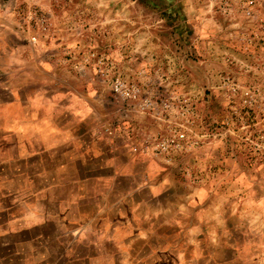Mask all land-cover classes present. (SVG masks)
<instances>
[{
    "label": "crops",
    "instance_id": "1",
    "mask_svg": "<svg viewBox=\"0 0 264 264\" xmlns=\"http://www.w3.org/2000/svg\"><path fill=\"white\" fill-rule=\"evenodd\" d=\"M21 2L47 12L46 33L25 25L16 10ZM150 4L169 13H150ZM67 5L0 0V264L264 261V172L233 157L229 141L213 139L222 128L216 103L224 100L222 75L264 87L256 69L264 61V24L254 20L245 31L244 19L219 22L207 0ZM119 6L126 11L122 27ZM236 29L237 41L230 39ZM34 32L38 39L30 42ZM89 47L161 95L187 79L190 102L211 136L169 162L133 152L118 134L103 137V120H124L141 133L164 123L126 112L94 69L74 70ZM65 51L73 58L65 59ZM63 150H72L65 158L74 159V168L55 174Z\"/></svg>",
    "mask_w": 264,
    "mask_h": 264
},
{
    "label": "built area",
    "instance_id": "2",
    "mask_svg": "<svg viewBox=\"0 0 264 264\" xmlns=\"http://www.w3.org/2000/svg\"><path fill=\"white\" fill-rule=\"evenodd\" d=\"M207 1L208 4H217L219 7L230 6V4H240L242 11L247 17H252L254 15L253 7L256 4V0ZM29 17L32 23L38 24V27L42 31L48 30V14L33 10L29 14ZM37 39L36 34L30 36L32 42H36ZM88 57L94 58L91 65L95 70V74L108 85L112 96L116 100L123 102L126 112H146L152 115L156 120L164 123L163 128L156 132L141 133L137 131L133 132L124 120H103L98 124V133L103 137L113 139L118 134L128 139V145L133 152L146 154L156 159L169 162L176 155L190 152L198 146H201L205 140L204 138L211 136L206 132L198 135V138L189 134L192 128L191 126L195 124L197 110L187 99L172 97L170 95H161L144 89L138 82L116 72L112 62L106 60L105 56L102 54L97 56L94 52H90ZM258 67L260 70L264 71V61ZM219 87L222 89L225 88L227 90V95H235L241 89V84L226 75L221 77ZM246 95V97L242 98L243 103L248 102L251 104V102L257 98L256 95L253 94ZM235 114L240 117V112L238 110L235 111ZM177 116L184 117L185 121H176L175 119ZM256 141L258 142V147L261 148L264 141V133H261L260 136L257 135ZM185 173L191 178L193 177L188 169H185Z\"/></svg>",
    "mask_w": 264,
    "mask_h": 264
},
{
    "label": "rangeland",
    "instance_id": "3",
    "mask_svg": "<svg viewBox=\"0 0 264 264\" xmlns=\"http://www.w3.org/2000/svg\"><path fill=\"white\" fill-rule=\"evenodd\" d=\"M61 2H65V7H67L68 6L67 3L71 2V0H53V3L55 4L58 3L60 5ZM163 7L164 6H157L156 4H153V5L150 4L146 9L150 11V13H154V14L158 12L169 13V10L167 8L166 10H164ZM220 7L217 4L211 5V8H212L211 10L213 11L215 17L219 20V22L222 21V19L226 20V18H230L231 20H235V21L244 19L246 21V24L244 25L245 27H243V30L245 31L252 30L251 24L254 23L253 22L254 20L259 21L262 24H264V20H263L264 19V2L262 0L261 2L260 0H256V4L253 7L254 15L252 17H247L244 14L240 4H230V6L227 5V6H220ZM103 8H105V6H103ZM17 9L20 10L22 18L26 19L25 25L32 28L36 32L35 24L32 23L29 17V14L33 11V9L25 6V4L22 2L17 4L16 10ZM38 12L47 14L45 10L43 11L39 9ZM116 12H118L121 15V17H123L122 20L119 19V24H118L119 27H122V25L125 24L124 15L126 11L124 10V8H121V6H119ZM261 13L263 14V18H261L260 16ZM151 18H154V17H151ZM260 19L262 20L260 21ZM149 21H151V23H154V24H151L152 26L155 25L156 23L155 19H151ZM232 28H236V26H232ZM39 31L46 33V31H42L41 29ZM237 31H239V29H236V32L230 35V39H235L236 41L238 40ZM35 32L33 34H36ZM31 35H29L30 42H32L30 40ZM246 40H247V43H249L248 37L246 38ZM89 43H90L89 46L93 45V42L90 41ZM90 52H94L97 56L102 54L103 56H105L106 60H109V58L105 55L104 52H98L89 47L85 52L80 53L78 56V59H81V60H80V64L77 65L76 69H74L77 73H84L85 72L84 68L86 67H90L93 69L91 63L94 61V58L88 57ZM63 57H65V59L73 58L72 54L68 55L66 51ZM256 69L258 71H261L263 73L262 75H264V71L260 70L258 66L256 67ZM116 72H118L119 74L123 75L126 78L131 79L130 77L127 76V74L120 73L119 71H116ZM249 72H254V71L250 70ZM226 75L238 81L241 84V89L235 95H230V94L227 95L226 93L227 90L225 88L219 89V93H220L219 96L222 95L224 99V100H221V101L219 100L216 102L217 109H221V111L223 110V112L220 111V115L222 114L223 116L222 119L220 118V115H218L219 116L218 120L222 122L221 123L222 128L221 130H219V132L218 131L216 132L215 136H213V139L216 142L222 138L229 141L230 146H231L230 151L231 153H233L232 154L233 157H237L239 155L243 159V162L246 164V167L260 168L262 172H264V141L261 145V148L258 147L257 145L258 142L256 141V136L257 135L260 136L261 133H264V87L262 88L260 85H257L255 83L256 80L254 78L241 79V78L236 77L235 75L234 77L230 73L229 74L224 73L222 76H226ZM186 80L187 79L184 78L182 80L183 83L178 84L175 87L171 86V88H168L169 86H167L168 89L166 93L172 97L179 96V98L181 99H187L188 102L190 103V99H189L190 98L189 97L190 96L189 94L190 85L188 84ZM260 87L263 90L262 94L260 92L262 91ZM201 89L205 90V86H201ZM246 94L256 95L257 98L254 101H252L251 104H249L248 102L243 103L242 98L246 97L247 96ZM194 104L195 103H193V105ZM201 109L203 110V107H201ZM196 110H197L196 121H195V124L191 126L192 128L189 134L190 135L192 134L196 138H198V135L205 132L206 127H205V123L203 122V117L201 114L202 111L200 112L198 108H196ZM237 110L240 112V117H238L237 114H235V111ZM116 120H118V118ZM175 120L179 122H183L185 121V118L177 116ZM119 121H122V120H119ZM162 128H159V129H162ZM200 147L201 146H198L197 148H200ZM59 149L61 148L55 149V152L59 151ZM66 151H71L70 153H73L72 150H63L61 155L55 156L53 166H52V170L55 174H61L60 172H65L69 168L71 171L74 168L73 166L75 164L74 159L73 160L70 159L69 161L67 160L68 162L66 161V158H67L66 157L67 153H65ZM191 152L192 151L184 153V154L189 155V153ZM63 153L65 154V156H63ZM189 164L190 163H187V166L185 167L192 174L193 170ZM254 262L255 261H251L250 263L254 264ZM258 264H264V261L258 262Z\"/></svg>",
    "mask_w": 264,
    "mask_h": 264
}]
</instances>
